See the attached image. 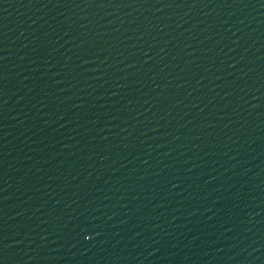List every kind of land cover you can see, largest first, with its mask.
Returning a JSON list of instances; mask_svg holds the SVG:
<instances>
[{"label": "water", "instance_id": "water-1", "mask_svg": "<svg viewBox=\"0 0 264 264\" xmlns=\"http://www.w3.org/2000/svg\"><path fill=\"white\" fill-rule=\"evenodd\" d=\"M0 264H264V0H0Z\"/></svg>", "mask_w": 264, "mask_h": 264}]
</instances>
